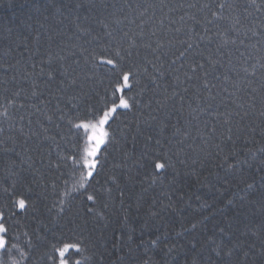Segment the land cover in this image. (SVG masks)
<instances>
[{
    "label": "trees",
    "instance_id": "trees-1",
    "mask_svg": "<svg viewBox=\"0 0 264 264\" xmlns=\"http://www.w3.org/2000/svg\"><path fill=\"white\" fill-rule=\"evenodd\" d=\"M220 2L223 19L208 25L211 12L202 6L215 10ZM256 5L0 0V210L22 245L32 239L24 264H49L45 254L68 229L82 233L95 264H220L215 251L237 245L253 249L247 264H264V0ZM236 17L242 30L260 33L259 42L224 44ZM106 32L124 47L136 42L129 64L139 83L128 95L140 106L112 125L111 146L94 177L93 189L111 192L94 206L74 194L61 213L72 183H64L71 165L63 157L74 150L68 121L110 99L103 69L93 75L91 57L81 56L84 49L99 52L93 37L106 41ZM157 41L164 45L160 60L143 47ZM185 42L193 47L181 57ZM198 63L204 68L194 73ZM251 64L255 77L243 72ZM161 155L174 167L157 177L153 162H164L157 161ZM19 199L26 209L15 206ZM232 264H245L243 256Z\"/></svg>",
    "mask_w": 264,
    "mask_h": 264
},
{
    "label": "snow or ice",
    "instance_id": "snow-or-ice-1",
    "mask_svg": "<svg viewBox=\"0 0 264 264\" xmlns=\"http://www.w3.org/2000/svg\"><path fill=\"white\" fill-rule=\"evenodd\" d=\"M252 5L254 7H259L256 5V0H252ZM83 6V5H79ZM189 7H195V5H189ZM226 3L220 2L216 5V9H212L211 4H204L202 9H207L211 12V19H207V24L211 25L218 20L223 19L221 13L224 11ZM191 19L196 20L195 17ZM183 20V17H181ZM163 23V21H161ZM200 23V21H196ZM179 31V29H177ZM208 31V28H205ZM231 32L232 37L228 36ZM155 35V32L152 33ZM108 40L102 41L99 36L93 37V40L97 42L99 47V52H88L84 49L81 52V56L87 53L91 57L88 61L93 69V75L95 71L103 69V75L108 80L111 92L110 99H107L102 107L99 109L92 108L85 115L76 116L75 120H69L68 123L72 126L71 130L74 137V150L63 157L64 161H70V168L67 173L68 179L64 181L67 186L71 181V188L66 187L64 193V199L61 202L60 212L65 211L64 204L70 205L71 200L75 199L74 194H79L84 196L87 201L93 203L96 202L104 195V193H110L111 189L100 186L99 188L93 189L92 183L94 182V177L99 175L100 168L102 167V160L106 158L109 147L112 143V125L116 122L120 115L124 112H132L135 108L140 106V101L137 100L136 96L128 95L129 91H132L135 86L139 83L137 71H133V66L129 64L130 58L133 55V49L137 47L135 40L129 41L127 47L123 44L116 42V36L112 32H106ZM127 36L128 33H123ZM142 35V33H141ZM226 37L224 39V44L245 45L246 41H250L253 37L259 42L261 39L260 33L248 29L247 31L242 30L241 22L238 17L234 19L232 26L229 30L224 33ZM186 43L185 51L180 53V56H185L187 50L193 47V44ZM143 47L151 50L152 55L155 59H162L163 53L162 49L164 45L159 41L156 42L155 47L151 43L144 44ZM243 55V53H241ZM74 63H79L80 60L76 58L75 53H73ZM152 64V61H148ZM175 63V61H172ZM209 62L213 65L220 64V60L217 59L212 61L209 58ZM153 67L155 65L153 64ZM252 71H249V67H244L243 72L248 77H255L256 65H250ZM264 68V64H261ZM204 64H194L192 66V71L195 73L197 69H203ZM209 73L204 72V86L209 88V81L207 80ZM51 78V77H50ZM219 79V77H216ZM86 79H92V77H86ZM225 81L229 80L228 76L224 77ZM155 82V78H153ZM103 83V80H101ZM251 81L249 80V84ZM76 84V79L72 78L70 80V86ZM211 87H214L212 85ZM227 91V88L224 89ZM253 92L256 89H252ZM36 93L34 92L33 95ZM214 99L215 97H211ZM182 99V98H181ZM71 103V102H70ZM159 103V101H157ZM78 111L76 105L72 106ZM239 107H243L240 105ZM239 115V113H237ZM51 120V117H48ZM63 119V116H61ZM215 132V129H212ZM231 131V129H229ZM231 139V136L228 137ZM159 143V141H157ZM163 160L164 162H153V167L156 169L155 175L157 177L163 176L167 173L170 167H174L166 157L163 155L158 156L157 161ZM183 163V161H181ZM233 165H230L232 167ZM113 183H116L115 178H111ZM98 183V182H97ZM253 185L249 184L248 188H252ZM231 203V201H229ZM15 206L19 209H26L27 203L25 199H19L15 202ZM89 213L93 210L90 208ZM155 214V213H154ZM14 215V213H13ZM193 228L196 227L195 224L192 225ZM220 233L224 234V229H220ZM27 237V233H24ZM82 233L77 232L73 229H68L63 235L59 237L56 243L50 245L51 251L46 253L47 260L49 264H95L93 255L89 254L90 249L85 241L81 238ZM152 244H156L153 240ZM34 247L31 237H28L26 243L23 245L20 243L19 238L15 234V229L10 223L9 216L3 210H0V264H24L29 258V251L26 249H32ZM131 251V249H129ZM14 253L19 254V259H17ZM252 248L247 250H241L239 246H233L232 248H220L219 251H215L216 257L220 260V264H232L234 256L242 255L247 264L249 257L254 255ZM260 255L264 257V247H262Z\"/></svg>",
    "mask_w": 264,
    "mask_h": 264
}]
</instances>
